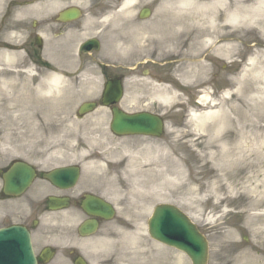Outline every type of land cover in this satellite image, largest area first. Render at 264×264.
<instances>
[{
    "label": "rangeland",
    "instance_id": "obj_1",
    "mask_svg": "<svg viewBox=\"0 0 264 264\" xmlns=\"http://www.w3.org/2000/svg\"><path fill=\"white\" fill-rule=\"evenodd\" d=\"M170 1L158 0L156 23L146 22L143 26L151 28L106 49L107 58L100 54L97 62L79 72L77 62L66 65L68 73L83 75L67 80L70 88L58 96L47 97L41 91L48 72L31 64L23 50L31 49L35 30L29 21L40 19V12L30 14L27 23L19 18L17 74L8 73L4 77L8 81H0V166L17 159L41 170L83 164L81 187L103 193L118 208L117 217L98 232L108 239L113 264H142L130 260L142 246L159 255L154 264H191L185 255L156 244L148 235L146 223L153 208L162 204L181 209L207 236L211 264H264V23L228 26L220 34L216 28L223 29L222 16L214 27L219 42L191 59L196 77L184 81L176 72L177 61L184 58L160 59L158 51L149 57L129 48L141 37L158 38L169 27L168 19L174 15L164 6ZM173 13L190 19L191 26L208 27L192 6ZM228 32L231 36H224ZM230 41L236 48L228 57L219 47ZM252 59L257 60V69L243 77ZM98 63L109 65L112 75L127 76L129 111L161 112L166 120L162 139L112 137L111 114L105 110L92 116L94 123L90 116L77 121L80 105L101 95ZM250 87L254 90L246 93ZM165 94L170 100L162 102ZM205 97L207 102L202 101ZM30 196L3 209L24 211L35 203ZM40 221L36 240L59 246L73 239L75 223L70 227L73 221L65 214H46ZM130 234L140 235L142 246L135 249Z\"/></svg>",
    "mask_w": 264,
    "mask_h": 264
},
{
    "label": "flooded vegetation",
    "instance_id": "obj_2",
    "mask_svg": "<svg viewBox=\"0 0 264 264\" xmlns=\"http://www.w3.org/2000/svg\"><path fill=\"white\" fill-rule=\"evenodd\" d=\"M39 0H0V65L2 61L6 62L7 59L2 55H14L17 52L16 44V33L18 30V9L19 3H24L21 5L27 6L30 2H36ZM45 10L43 11V17L41 24L36 27V29H42L46 36H50L52 42L57 41L59 53L62 58L57 59L59 66L64 67L71 64L72 56H76L79 60L80 65H87L95 63L97 61L96 53L79 55V47L83 41L82 37L89 35L87 40L92 38H97L100 40L101 46L105 44L107 38L112 37L111 34L116 31V26L120 23L124 29H129L130 27L136 25V23H142L141 12L144 9L142 6L144 0H135L139 2L142 6L135 11H125L124 15H120L119 12L122 10L124 1L126 0H42ZM73 10H78V18H69L67 14L73 12ZM70 16V15H69ZM63 17V18H62ZM129 21H132L130 23ZM48 39V38H47ZM44 45V44H43ZM48 42L45 48L48 49ZM28 58H32V54L28 55ZM83 60V61H82ZM66 62L68 64H66ZM103 64V63H101ZM15 66V62H13ZM2 68L0 67V71ZM5 70L13 71L11 68H6ZM14 71L16 69L14 68ZM80 71V70H79ZM103 80H108L111 78L110 74H107L105 69L101 70ZM72 78L79 77V74H70ZM11 164L0 167V170L5 172ZM1 179V174H0ZM44 184L42 189H50L52 191V196L68 198L71 207L81 211V206L83 202V193L78 189L62 191L57 190L50 183L42 181ZM0 200L6 201L11 200L5 197L2 192L0 193ZM49 208L48 199L42 202L37 208L31 209L32 212L37 214L45 213ZM30 216L23 220L21 225L26 227L29 231L33 233L35 229V221L30 220ZM89 219V218H86ZM100 225L104 224V221L97 219ZM87 243L85 240H77V243L69 247L65 252V259L68 260L70 264H76L78 259L88 253ZM97 246V245H96ZM96 246L92 250L95 254L94 258H87L88 264H108L107 260L103 257L105 250L96 249ZM43 251L37 253L38 263L44 264L41 257L43 256ZM100 254L99 257H96Z\"/></svg>",
    "mask_w": 264,
    "mask_h": 264
},
{
    "label": "bare ground",
    "instance_id": "obj_3",
    "mask_svg": "<svg viewBox=\"0 0 264 264\" xmlns=\"http://www.w3.org/2000/svg\"><path fill=\"white\" fill-rule=\"evenodd\" d=\"M134 0H129L126 6H130ZM264 1V0H261ZM197 9V13L200 17L203 15V20L208 22L203 27L191 26L187 17L179 16L180 13H173L176 10L184 11L186 8ZM166 10L168 14L170 12L174 15L173 18H169V27L164 28L160 31V34L155 38L153 37H141L136 42V46L131 43L129 48L136 51L137 54L145 53L151 57L157 51V58L163 59L168 56H175L179 59L177 61L176 72L179 74L181 80L187 81L196 77V69L191 65V59L199 58L201 54L213 43H215L214 37L215 23L220 21L223 17V29L216 30L220 33L222 30L225 31L226 27L236 28L237 26H262L264 23V2H255L254 0H172L166 4ZM235 33V31H232ZM232 33H225L224 36H231ZM191 39V40H190ZM190 40L189 46L186 51L185 48L187 42ZM235 42L230 41L222 47H219L221 54L233 56L235 50ZM8 55V60L10 59ZM248 70L244 72V76L247 73H253L256 71L257 60L252 59L248 63ZM200 71V70H199ZM201 72V71H200ZM200 74V73H199ZM46 82L40 85L41 91H45L47 97L51 95H60L64 89L70 88L68 82L61 76L55 74H49L45 76ZM254 90L252 87L246 93H251ZM162 102H167L169 99L168 95L165 94L160 97ZM209 97L202 99L203 102H207ZM195 118L198 117L195 115ZM131 239L135 241L140 239V235L131 234ZM137 246V245H136Z\"/></svg>",
    "mask_w": 264,
    "mask_h": 264
},
{
    "label": "water",
    "instance_id": "obj_4",
    "mask_svg": "<svg viewBox=\"0 0 264 264\" xmlns=\"http://www.w3.org/2000/svg\"><path fill=\"white\" fill-rule=\"evenodd\" d=\"M108 93L114 94L110 100L105 98V104L116 103L121 95L120 87L111 84ZM106 96H108L106 94ZM93 105H84L81 113L91 110ZM114 119L111 129L118 135L144 134L149 136H160L163 123L158 117L148 114L127 116L118 109L113 110ZM71 172V174H69ZM77 178V172L61 169L47 176L57 181L63 175ZM35 172L28 166L17 163L6 176L7 192L20 195L27 188ZM94 227V225H93ZM196 227L189 219L172 206H159L155 209L152 219L149 221V232L153 239L170 247L186 253L193 264H206L208 250L207 241L197 232ZM0 258L2 264H35L30 247V237L26 230L11 228L0 231Z\"/></svg>",
    "mask_w": 264,
    "mask_h": 264
}]
</instances>
